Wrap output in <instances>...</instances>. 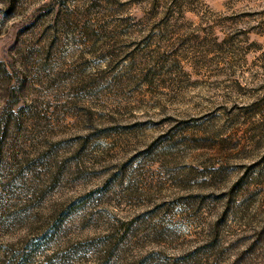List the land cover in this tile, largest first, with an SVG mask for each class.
Masks as SVG:
<instances>
[{
    "label": "rangeland",
    "instance_id": "1",
    "mask_svg": "<svg viewBox=\"0 0 264 264\" xmlns=\"http://www.w3.org/2000/svg\"><path fill=\"white\" fill-rule=\"evenodd\" d=\"M0 264H264V0H0Z\"/></svg>",
    "mask_w": 264,
    "mask_h": 264
}]
</instances>
